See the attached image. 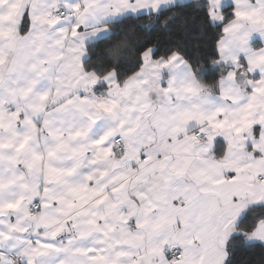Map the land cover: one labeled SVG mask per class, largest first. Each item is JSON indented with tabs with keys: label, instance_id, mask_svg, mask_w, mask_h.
<instances>
[{
	"label": "snow or ice",
	"instance_id": "1",
	"mask_svg": "<svg viewBox=\"0 0 264 264\" xmlns=\"http://www.w3.org/2000/svg\"><path fill=\"white\" fill-rule=\"evenodd\" d=\"M0 264H264V0H0Z\"/></svg>",
	"mask_w": 264,
	"mask_h": 264
}]
</instances>
